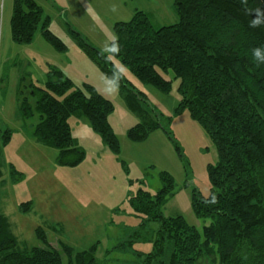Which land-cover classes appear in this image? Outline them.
<instances>
[{
  "label": "trees",
  "instance_id": "1",
  "mask_svg": "<svg viewBox=\"0 0 264 264\" xmlns=\"http://www.w3.org/2000/svg\"><path fill=\"white\" fill-rule=\"evenodd\" d=\"M174 7L179 22L173 26L155 29L143 12L116 23L119 47L109 56L87 45L67 25L81 47L99 60L104 74L128 91L129 109L148 117L147 123L129 130L133 142L162 128L160 115L123 81L112 59L165 94L173 81L162 74H173V80L180 81L177 111H188L217 148L218 163L208 168L210 196L194 192L192 201L196 216L210 220V225L199 231L182 216H164L175 185L163 172L156 194L139 190L129 200L136 217L160 223L152 251L136 255L141 264H203L210 259L215 264H264V19L252 26L264 0H174ZM10 25L16 43L30 44L40 33L57 51L67 50L49 30L50 20L35 0H14ZM21 82L19 118L29 123L28 133L39 144L58 151L60 166L76 168L86 157L74 144L69 120L75 116L86 118L106 147L119 154V141L109 125L114 106L94 87H76L57 67H50L43 87ZM10 139V131L2 135L0 163L2 147ZM30 207L24 204L22 212ZM37 236L43 247L22 250L8 218L0 215V264H99V243L76 253L64 244L52 246L42 229ZM128 239L122 249L147 240L140 231Z\"/></svg>",
  "mask_w": 264,
  "mask_h": 264
},
{
  "label": "rangeland",
  "instance_id": "2",
  "mask_svg": "<svg viewBox=\"0 0 264 264\" xmlns=\"http://www.w3.org/2000/svg\"><path fill=\"white\" fill-rule=\"evenodd\" d=\"M35 1L50 20L49 30L67 50L57 51L40 33L30 44L14 42L10 25L14 0H0V146L2 135L11 132L10 142L2 147L0 215L8 218L19 247H43L37 236V230L42 229L52 246L64 244L76 253L99 243V264H141L136 253L152 251L160 223L136 217L129 200L139 190L156 194L163 185V172L175 185L164 216H182L199 231L209 226L210 220L196 216L192 201L194 192L210 196L208 168L218 163V152L190 113L177 111L180 81L173 80L171 73H163L166 80L173 81L171 92L165 94L139 81L111 58L123 81L143 94L160 115L162 128L143 141L133 142L129 130L147 123L148 117L129 109L128 91L116 78L104 74L99 60L81 47L67 26L87 45L109 56L104 49L117 38L116 23L129 22L137 12H143L155 29L173 26L179 22L174 0ZM50 67L59 68L78 88L85 84L94 87L113 104L109 125L119 141V154L106 147L84 117L69 120L74 144L86 155L76 168L60 166L58 151L39 144L28 133L29 123L18 115L21 80L43 87ZM142 107L150 111L144 104ZM11 167L18 174L13 175ZM24 204H31L27 213L22 212ZM135 231L142 232L147 240L122 249ZM203 264L215 263L210 259Z\"/></svg>",
  "mask_w": 264,
  "mask_h": 264
},
{
  "label": "clouds",
  "instance_id": "3",
  "mask_svg": "<svg viewBox=\"0 0 264 264\" xmlns=\"http://www.w3.org/2000/svg\"><path fill=\"white\" fill-rule=\"evenodd\" d=\"M255 19L252 21V26L255 27L258 23H260L261 19H264V9H256L254 12ZM119 45L113 41L110 45H107L104 49L107 53H115L118 50ZM213 203L215 199L213 198Z\"/></svg>",
  "mask_w": 264,
  "mask_h": 264
}]
</instances>
